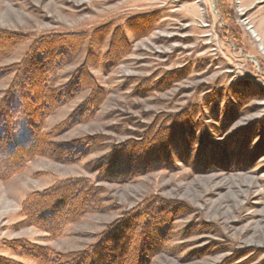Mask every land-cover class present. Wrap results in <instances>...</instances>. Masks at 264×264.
<instances>
[{
	"label": "rangeland",
	"instance_id": "obj_1",
	"mask_svg": "<svg viewBox=\"0 0 264 264\" xmlns=\"http://www.w3.org/2000/svg\"><path fill=\"white\" fill-rule=\"evenodd\" d=\"M0 30L1 103L34 42H72L54 101L10 100L34 151L0 169V264H264V0H0ZM55 188L82 206L50 225Z\"/></svg>",
	"mask_w": 264,
	"mask_h": 264
},
{
	"label": "trees",
	"instance_id": "obj_2",
	"mask_svg": "<svg viewBox=\"0 0 264 264\" xmlns=\"http://www.w3.org/2000/svg\"><path fill=\"white\" fill-rule=\"evenodd\" d=\"M45 38L46 37H40L36 42H34L28 53L24 56V59L16 64L15 69L17 75L15 76L12 84L14 89L10 87V91H7L5 99L2 101V103L0 102V169L3 167V173L9 172L10 169L14 167L12 165H18L22 157H27V152H30L31 150L32 152L34 151V146L31 144V142L29 143L30 145L13 144L12 142V125L10 123L12 110L10 107V100L14 97L13 92L20 88V86H28L31 92H33L36 101L41 100L44 103L54 101V99H51V97L42 96V90L48 87L47 79L49 73L55 70L61 61V58L58 55L60 54L59 52L61 48L64 47L71 53L72 42L69 40L65 41L64 39L57 37L56 40L48 41L46 40L47 38ZM19 42L20 38L15 33L0 30V58H2L9 49ZM38 73L40 75L36 76ZM26 76L28 77L26 78ZM49 90L50 89H48L47 92H49ZM47 94H50V92ZM18 100L20 104L19 111H24V103L22 98L19 97ZM87 102H90V100ZM7 160L10 162L6 163ZM78 194L79 193H76V196ZM66 195L68 196V192L64 191V189L55 188L54 193L52 192L51 194V197L52 199L55 198V200H57L58 206L54 207L53 209L50 207L48 209L41 210L39 213V219L48 222L50 225L56 224L61 222L66 213L69 214L71 212H76L77 209L81 208L82 205H77L74 210H71V202L64 204L63 198ZM71 195L72 194H70L69 197ZM48 200L49 199L46 198L44 199V202H42V199H40L37 204L39 209L42 208L41 206L44 203H47ZM116 229L118 230V233L114 234L113 236H121L123 233V228H121V225L116 227ZM120 245L121 244L117 245L115 249L118 251V253H121L122 251ZM121 254L124 258L125 253L122 252ZM107 255L108 254L105 251L102 252V254L99 253V255H97V260H100V264H109L111 261H115L113 258V260L110 259L111 261L108 260Z\"/></svg>",
	"mask_w": 264,
	"mask_h": 264
}]
</instances>
